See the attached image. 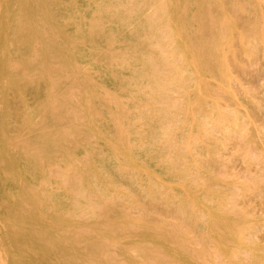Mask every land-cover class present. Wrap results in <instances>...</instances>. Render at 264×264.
<instances>
[{
  "label": "bare ground",
  "instance_id": "bare-ground-1",
  "mask_svg": "<svg viewBox=\"0 0 264 264\" xmlns=\"http://www.w3.org/2000/svg\"><path fill=\"white\" fill-rule=\"evenodd\" d=\"M236 27L223 0H0V264H203L220 208L179 173L205 134L242 131L207 82L228 88ZM89 139L152 195L189 200L207 234L183 244L174 226L92 204L90 189L119 190Z\"/></svg>",
  "mask_w": 264,
  "mask_h": 264
},
{
  "label": "rangeland",
  "instance_id": "rangeland-1",
  "mask_svg": "<svg viewBox=\"0 0 264 264\" xmlns=\"http://www.w3.org/2000/svg\"><path fill=\"white\" fill-rule=\"evenodd\" d=\"M223 2L237 24L231 38L228 88L220 89L210 76L207 82L217 92V102L226 117L240 118L242 131L226 133L216 128L205 134V143L193 149L196 164L188 174L180 172L179 175L194 190L203 189L202 196H206L205 191L212 193L214 204L220 208L219 219L214 224L218 241L208 243L203 252L195 251L194 259L203 264H264V33L261 39L256 33L259 28L264 30V7L258 8L255 0ZM248 28L250 31L246 32ZM241 32L245 34L242 38ZM204 58L206 71L215 70L213 57L205 54ZM16 115L10 107L8 129L12 133L19 126ZM185 134L183 131L182 136ZM165 145L177 146L175 140ZM89 147L97 151L107 178L119 190V193L105 194L99 189H90L88 197L92 204L107 203L112 212H120L134 221L145 220L151 226H174L184 235L183 244L190 245L188 240L207 234L204 217L193 214L189 200L179 205L170 196L152 195L146 184L113 168L92 139ZM177 163L182 167L183 161L177 160ZM67 189L74 192L72 182L67 183ZM133 254L138 262H147L156 260L157 250L150 247L143 254L138 251Z\"/></svg>",
  "mask_w": 264,
  "mask_h": 264
}]
</instances>
